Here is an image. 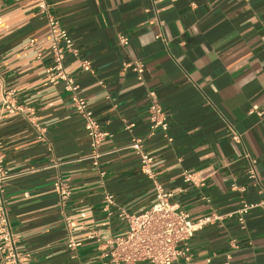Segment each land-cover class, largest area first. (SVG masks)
I'll return each instance as SVG.
<instances>
[{"label":"crops","instance_id":"0c3cea01","mask_svg":"<svg viewBox=\"0 0 264 264\" xmlns=\"http://www.w3.org/2000/svg\"><path fill=\"white\" fill-rule=\"evenodd\" d=\"M48 3L80 51L67 56L66 71L111 137L98 166L79 161L91 154V139L63 82L45 77L53 60L39 0H0L1 75L46 130L39 139L29 119L2 113L0 92V142L11 176L4 197L28 264H102L111 241L128 232L122 211L139 214L155 204L154 184L129 148L150 132L149 91L168 116L172 138L157 132L146 142L159 182L193 221L223 216L191 239L194 264H225L227 255L232 264H264V207L251 210L244 225L237 215L243 201H264V0ZM83 59L93 72L83 70ZM134 60L145 63L143 80L126 67ZM248 156L260 184L248 178ZM185 171L202 185L185 182ZM62 180L71 189L66 202L56 187ZM105 193L114 196L109 210ZM70 240L81 245L70 249Z\"/></svg>","mask_w":264,"mask_h":264},{"label":"built area","instance_id":"2783aa9c","mask_svg":"<svg viewBox=\"0 0 264 264\" xmlns=\"http://www.w3.org/2000/svg\"><path fill=\"white\" fill-rule=\"evenodd\" d=\"M39 9L44 14L51 36V54L53 64L46 69L45 77L51 82L61 81L64 89L70 94V100L74 110L82 117L85 129L91 139L92 152L88 157L79 159L91 160L95 166H98L102 156L99 149L111 137V135L102 130L100 122L93 110L90 109L88 101L80 94V86L74 77L66 71V59L68 55L80 57V51L76 47L73 37L70 35L60 22V20L51 12L48 0H39ZM121 45H128L129 38L119 36ZM82 68L86 72H93L92 64L89 60L81 61ZM138 74L140 80H143L145 63L141 60H134L126 65ZM0 92L2 95V113L7 115H19L31 121L39 134V139H45L46 130L38 122L34 109L19 104L15 98L14 91L5 86L4 79L0 72ZM150 99L148 109V119L150 123V132L145 138H136L129 146L139 156L143 173L153 182L156 191V202L147 211L139 214H129L122 211L121 217L127 222L128 232L114 238L111 241L113 245L111 250H105L102 253V264H194L190 254V241L195 233L208 225H214L221 222L223 216L212 213L193 221L189 213L173 203L175 193L167 191L159 182L157 173L153 169L154 159L146 151V142L157 132L172 141L169 135L170 123L159 99L154 91L148 92ZM233 140L241 142L242 135L234 133ZM3 143L0 142V264H28V259L17 249V239L12 231L7 203L4 197L3 185L11 177L5 168V154L3 152ZM250 162L248 178L254 183H259V177L256 171V160L247 157ZM185 182L201 183L202 178L196 173L185 171L183 173ZM262 186V185H261ZM58 193L63 202L69 200L71 189L67 181L62 180L56 185ZM234 189L245 192V187H236ZM104 201L106 210L114 203V196L105 193ZM257 207H264V201L259 204L243 201L237 211L238 221L241 225L245 224L246 216L251 210ZM70 223V222H69ZM96 237V236H93ZM81 243L70 240L68 247L75 249ZM28 257V256H27ZM183 258L184 262H179ZM210 261V260H208ZM225 264H232L231 257L226 256Z\"/></svg>","mask_w":264,"mask_h":264}]
</instances>
